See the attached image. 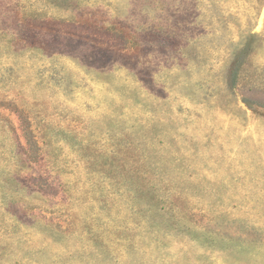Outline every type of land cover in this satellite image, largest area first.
<instances>
[{"label":"rangeland","instance_id":"obj_1","mask_svg":"<svg viewBox=\"0 0 264 264\" xmlns=\"http://www.w3.org/2000/svg\"><path fill=\"white\" fill-rule=\"evenodd\" d=\"M0 264H264V0H0Z\"/></svg>","mask_w":264,"mask_h":264}]
</instances>
